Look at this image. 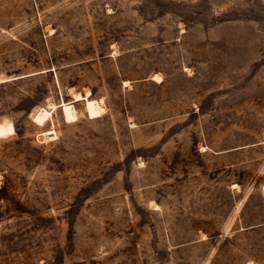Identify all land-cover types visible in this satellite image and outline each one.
<instances>
[{
  "label": "rangeland",
  "instance_id": "obj_1",
  "mask_svg": "<svg viewBox=\"0 0 264 264\" xmlns=\"http://www.w3.org/2000/svg\"><path fill=\"white\" fill-rule=\"evenodd\" d=\"M0 264H264V0H0Z\"/></svg>",
  "mask_w": 264,
  "mask_h": 264
}]
</instances>
